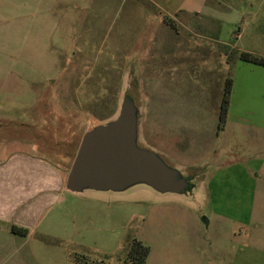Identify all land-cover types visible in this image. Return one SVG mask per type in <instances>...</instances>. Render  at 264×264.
<instances>
[{
    "label": "rangeland",
    "instance_id": "1",
    "mask_svg": "<svg viewBox=\"0 0 264 264\" xmlns=\"http://www.w3.org/2000/svg\"><path fill=\"white\" fill-rule=\"evenodd\" d=\"M178 1L0 0L1 105L36 124L27 149L67 169L85 132L128 99L136 146L188 183L65 192L1 264H125L134 241L149 248L145 264H264V170L252 211L250 180L219 172L264 161L253 127L264 124V67L225 54L264 57V0ZM228 72L232 118L220 126Z\"/></svg>",
    "mask_w": 264,
    "mask_h": 264
},
{
    "label": "crops",
    "instance_id": "2",
    "mask_svg": "<svg viewBox=\"0 0 264 264\" xmlns=\"http://www.w3.org/2000/svg\"><path fill=\"white\" fill-rule=\"evenodd\" d=\"M158 1L162 3L167 2L168 4L172 3V0ZM178 2L179 4L183 3L182 5H185L192 3V0H179ZM173 11L192 14L191 11H187L183 6ZM1 80L0 75V260H10V258L15 257L17 251L16 244L21 239H25L26 236L11 234L9 232V226L15 225L25 229L37 227L42 216L57 205L65 192H70L66 188V180L78 150L75 151L70 166L65 169L64 165L59 166L58 161H51L42 154L35 155L31 149H27V139L32 138V133L38 131V129L32 128L34 125L31 126L27 122L16 123L13 119L12 109L7 106L8 104L1 105ZM232 85L234 86V83ZM4 89L10 91V85H7ZM230 105L231 98L228 107L227 122L232 118ZM239 120L240 118L236 117V120L233 121ZM253 127L264 130V124ZM231 163L234 164L227 169H219V172H228L232 169L234 170L232 174L235 175L236 172L238 173L236 171L237 169L250 180V210L252 211L256 191L254 174L262 169L264 170V161L249 159L247 162L236 161ZM222 174L218 173L216 176L213 175L210 178L209 192H213L211 190V184L213 183L214 177ZM224 176L226 177V175ZM231 189L235 190L234 188Z\"/></svg>",
    "mask_w": 264,
    "mask_h": 264
},
{
    "label": "water",
    "instance_id": "3",
    "mask_svg": "<svg viewBox=\"0 0 264 264\" xmlns=\"http://www.w3.org/2000/svg\"><path fill=\"white\" fill-rule=\"evenodd\" d=\"M177 174L154 153L136 146V117L127 99L114 121L83 135L66 188L74 193L85 188L120 190L143 182L159 192L176 193L188 187Z\"/></svg>",
    "mask_w": 264,
    "mask_h": 264
},
{
    "label": "trees",
    "instance_id": "4",
    "mask_svg": "<svg viewBox=\"0 0 264 264\" xmlns=\"http://www.w3.org/2000/svg\"><path fill=\"white\" fill-rule=\"evenodd\" d=\"M166 20V19H165ZM226 48V47H225ZM227 61L233 65L237 58L244 62H250L264 67V57H258L249 53L242 52L238 55L236 51H226ZM231 73L228 72V77L225 80V89L223 92L222 102L220 105L219 122L223 126L227 120L228 107L230 103V95L232 89ZM9 232L14 235L27 236L28 230L15 225L9 226ZM149 254V248L140 241H134L128 251L125 264H145Z\"/></svg>",
    "mask_w": 264,
    "mask_h": 264
}]
</instances>
